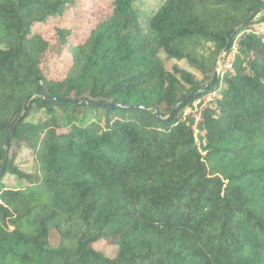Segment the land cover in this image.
Here are the masks:
<instances>
[{"label":"trees","instance_id":"1","mask_svg":"<svg viewBox=\"0 0 264 264\" xmlns=\"http://www.w3.org/2000/svg\"><path fill=\"white\" fill-rule=\"evenodd\" d=\"M108 1L54 79L36 29L77 0H0V170L34 96L0 175V264H264V34L251 30L264 18L233 34L229 67L203 90L264 0H164L146 33L135 0ZM56 36L67 46L72 30ZM18 146L33 173L15 165Z\"/></svg>","mask_w":264,"mask_h":264},{"label":"rangeland","instance_id":"2","mask_svg":"<svg viewBox=\"0 0 264 264\" xmlns=\"http://www.w3.org/2000/svg\"><path fill=\"white\" fill-rule=\"evenodd\" d=\"M164 0H135L134 6L138 11L140 25L144 33H146L149 18L156 12ZM110 9L108 0H77L75 7L68 9L63 17L58 20H49L47 24H41L36 31L40 33L50 42L49 53L43 59V71L48 78L60 79L66 73L70 60L67 55V49L70 44L81 41L85 38L87 29L101 22L107 15ZM264 13L256 15L254 21H262ZM57 28H67L72 30V36L67 43V46L61 47L60 41L56 36ZM253 32L264 34V22L255 24L251 29ZM213 49V44L204 43L202 52L208 54ZM233 57V53L222 55L217 61V71L219 77L222 70L228 65L229 60ZM176 66L189 73H192L197 79H200V74L193 68L186 65L184 61H176L173 59L164 60V68L167 71H172ZM39 114H32L29 119L31 121ZM63 126V125H62ZM64 128V127H62ZM15 165L25 173H33L36 170V161L34 155L29 152L25 146H18L15 149ZM4 182L13 187L20 186L13 176H7ZM110 253V250H107Z\"/></svg>","mask_w":264,"mask_h":264},{"label":"water","instance_id":"3","mask_svg":"<svg viewBox=\"0 0 264 264\" xmlns=\"http://www.w3.org/2000/svg\"><path fill=\"white\" fill-rule=\"evenodd\" d=\"M253 18H250L248 19L247 21L241 23L240 25H238L237 27H234L230 33L228 34L227 36V43L224 47V49L221 51V56L222 55H226L228 54L230 48H231V45H232V36L233 34L240 30V29H243L244 27H246L251 21H252ZM218 77H219V73L217 71V63L215 64L214 66V74H213V78L211 80V82L206 85L203 90L204 91H207L211 88H214L217 83H218ZM199 90H196L194 91L193 93H191L184 101H187V100H191L195 95L196 93L198 92ZM34 98V96H31L29 97L25 104H24V107H23V112L22 114L15 120V122L10 126L7 134H6V137H5V141H4V144H3V150H2V155H3V161H2V167H1V170H0V175L2 173V171L4 170L5 168V165H6V161H7V149H8V143H9V140H10V137L14 131V129L16 128V126L23 120V118L25 117L26 115V109L30 103V101ZM44 99L48 100V101H52V102H60V103H65V102H73V101H70V100H67V99H64V98H56V97H51V96H45ZM88 105H94V106H101V107H108V106H111L109 104H105V103H98V102H88L87 103ZM176 107L173 109V111L165 118H161L160 116H158L157 114H155L158 119L162 120V121H166L168 118H170V116L175 112L176 110ZM141 108V107H140Z\"/></svg>","mask_w":264,"mask_h":264},{"label":"built area","instance_id":"4","mask_svg":"<svg viewBox=\"0 0 264 264\" xmlns=\"http://www.w3.org/2000/svg\"><path fill=\"white\" fill-rule=\"evenodd\" d=\"M229 62H230V60H229ZM228 67H229V63H228V65L225 67V69L228 68Z\"/></svg>","mask_w":264,"mask_h":264}]
</instances>
